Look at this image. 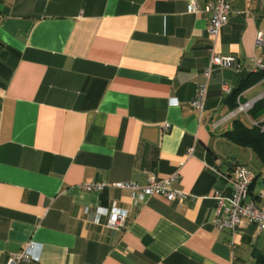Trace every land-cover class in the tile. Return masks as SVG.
Returning <instances> with one entry per match:
<instances>
[{"label":"crops","instance_id":"obj_1","mask_svg":"<svg viewBox=\"0 0 264 264\" xmlns=\"http://www.w3.org/2000/svg\"><path fill=\"white\" fill-rule=\"evenodd\" d=\"M189 1L0 0V264L28 243L31 260L20 264L264 259L258 226L218 228L214 199L232 193L241 164L257 178L250 198L264 205L262 162L223 136L236 120L264 121L239 112L264 100V77L229 102L264 72L253 70V58L264 63L255 44L264 0H234L215 49L241 69L214 68L202 112L192 102L210 63L211 14H188ZM174 174L183 202L83 188ZM115 207L128 212L125 230L106 225Z\"/></svg>","mask_w":264,"mask_h":264},{"label":"built area","instance_id":"obj_2","mask_svg":"<svg viewBox=\"0 0 264 264\" xmlns=\"http://www.w3.org/2000/svg\"><path fill=\"white\" fill-rule=\"evenodd\" d=\"M234 0H216L214 3L206 4L202 10L196 0H190L187 5V13L197 15L202 12L211 14L208 24V35L210 36L213 46L211 48V58L208 68L204 76L205 82L200 84L197 90V96L192 102L193 107L202 112L204 102L208 94V81L215 67L231 68L240 71L241 67L237 63L234 56H220L216 49V42L222 32V29L228 24L231 13L233 12ZM256 47L262 48L264 45V34L259 32L256 38ZM264 68V63L261 58H253V70L260 71ZM225 91H230L224 88ZM254 106V102H247L239 106V112L247 114ZM260 122L254 125H259ZM170 128L169 124L164 126V130ZM191 153V152H190ZM214 172L222 177L219 170L214 167ZM178 175L174 174L169 177L161 178L152 175L146 185L141 186L134 182H116V183H98L85 182L83 188L86 192H101L106 188L113 187L119 190H125L135 196H144L147 198L161 196L168 202H183L188 194L184 191L175 188ZM255 180L254 173L245 165H234L232 182L233 190L229 196H224L219 192L214 194V199L217 202V217L216 225L220 229L234 231L238 225L244 222L254 223L258 226L260 232L264 234V205L259 206L255 200L250 198V188ZM128 212L120 208H111L110 215L107 220V227L113 230H125ZM33 244L28 243L24 246L22 252L13 254L8 259V264H20L29 262V250L33 249Z\"/></svg>","mask_w":264,"mask_h":264},{"label":"trees","instance_id":"obj_3","mask_svg":"<svg viewBox=\"0 0 264 264\" xmlns=\"http://www.w3.org/2000/svg\"><path fill=\"white\" fill-rule=\"evenodd\" d=\"M255 74L256 75H251L248 79L242 81L240 87L231 93L229 102H235V99L245 88L257 83L264 77V72ZM236 106L235 103H232L233 108ZM249 115L255 121H259L264 115V100L255 103L253 108L249 111ZM223 136L242 147L251 149L258 156L264 168V121L260 122L257 126H247L242 121L236 120L233 123V128L230 131L225 132ZM256 179L257 178L255 177V180ZM253 184L250 188V194ZM259 262L260 264H264V259L260 258Z\"/></svg>","mask_w":264,"mask_h":264},{"label":"water","instance_id":"obj_4","mask_svg":"<svg viewBox=\"0 0 264 264\" xmlns=\"http://www.w3.org/2000/svg\"><path fill=\"white\" fill-rule=\"evenodd\" d=\"M231 165H234V163H233V164H231Z\"/></svg>","mask_w":264,"mask_h":264}]
</instances>
